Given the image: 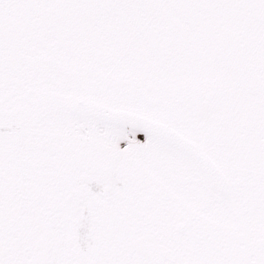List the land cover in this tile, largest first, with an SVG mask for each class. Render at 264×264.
I'll return each mask as SVG.
<instances>
[{"label": "snow or ice", "instance_id": "obj_1", "mask_svg": "<svg viewBox=\"0 0 264 264\" xmlns=\"http://www.w3.org/2000/svg\"><path fill=\"white\" fill-rule=\"evenodd\" d=\"M0 264H264V0H0Z\"/></svg>", "mask_w": 264, "mask_h": 264}]
</instances>
